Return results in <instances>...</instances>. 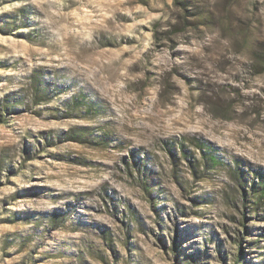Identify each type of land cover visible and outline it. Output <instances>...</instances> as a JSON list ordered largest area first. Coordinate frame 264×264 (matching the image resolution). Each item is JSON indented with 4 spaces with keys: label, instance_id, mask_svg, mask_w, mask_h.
<instances>
[{
    "label": "rangeland",
    "instance_id": "rangeland-1",
    "mask_svg": "<svg viewBox=\"0 0 264 264\" xmlns=\"http://www.w3.org/2000/svg\"><path fill=\"white\" fill-rule=\"evenodd\" d=\"M0 121V264H264V0H0Z\"/></svg>",
    "mask_w": 264,
    "mask_h": 264
},
{
    "label": "trees",
    "instance_id": "trees-1",
    "mask_svg": "<svg viewBox=\"0 0 264 264\" xmlns=\"http://www.w3.org/2000/svg\"><path fill=\"white\" fill-rule=\"evenodd\" d=\"M0 122H2V121H0ZM257 188H258V189H257ZM256 190H257V191H256ZM258 191H259L260 193H259ZM251 192H252V193L258 192V193H259V194L257 195L258 201H261V199L264 200V185L261 186V188H260L258 185L254 184L253 187H252Z\"/></svg>",
    "mask_w": 264,
    "mask_h": 264
}]
</instances>
